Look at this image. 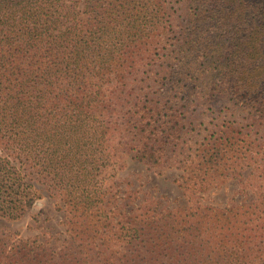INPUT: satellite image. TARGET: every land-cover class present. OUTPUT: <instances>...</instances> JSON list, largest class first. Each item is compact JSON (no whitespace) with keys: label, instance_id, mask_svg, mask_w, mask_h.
<instances>
[{"label":"trees","instance_id":"1","mask_svg":"<svg viewBox=\"0 0 264 264\" xmlns=\"http://www.w3.org/2000/svg\"><path fill=\"white\" fill-rule=\"evenodd\" d=\"M157 49L161 70L138 78ZM178 112L206 131L176 161L184 190L232 179L255 199L109 210V132H126L138 160L167 163ZM173 137L168 154L154 150ZM39 179L65 238L1 232L0 264H264V0H0V218L24 216Z\"/></svg>","mask_w":264,"mask_h":264},{"label":"rangeland","instance_id":"2","mask_svg":"<svg viewBox=\"0 0 264 264\" xmlns=\"http://www.w3.org/2000/svg\"><path fill=\"white\" fill-rule=\"evenodd\" d=\"M82 1L79 0L80 3ZM162 65H164L162 51L159 49L153 51L151 55H144L140 61V72L137 77L144 78L151 72L156 73L161 70ZM159 74L160 86L164 84L162 88H166L170 84L163 74ZM162 100L164 102V99ZM163 114L161 113V116H165ZM177 116L178 120L174 122H179L183 131L179 136L181 146L173 149L174 154L167 163L162 162L155 166L137 159L136 149L129 142L126 132L123 133L122 130L109 132L106 153L110 155V160L100 175L102 191L109 210H116L120 215H128L141 211L156 214L191 206H213L224 209L248 204L255 199V194L250 188L243 190L236 184V180L232 179H223L224 181L219 185L203 193L191 194L184 190L183 170L176 161L195 155V150L205 141L206 131L204 125L203 127L198 124L190 125L180 112ZM186 130L190 133V137L194 136L191 140L189 135H185ZM174 137L162 141L161 144L154 142V150L168 154ZM248 170L250 169L245 168L243 174L246 175ZM36 185L41 190V199L17 220L0 218V233L14 234L22 239H36L40 243L47 242L50 246L60 245L66 231L63 213L56 209L53 198L48 196L46 184L39 179Z\"/></svg>","mask_w":264,"mask_h":264}]
</instances>
